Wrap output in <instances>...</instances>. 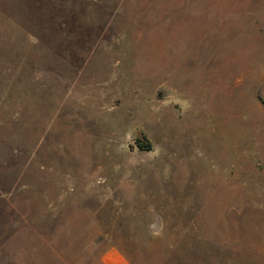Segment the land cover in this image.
<instances>
[{
  "label": "rangeland",
  "instance_id": "1",
  "mask_svg": "<svg viewBox=\"0 0 264 264\" xmlns=\"http://www.w3.org/2000/svg\"><path fill=\"white\" fill-rule=\"evenodd\" d=\"M111 249L264 264V0H0V264Z\"/></svg>",
  "mask_w": 264,
  "mask_h": 264
},
{
  "label": "crops",
  "instance_id": "2",
  "mask_svg": "<svg viewBox=\"0 0 264 264\" xmlns=\"http://www.w3.org/2000/svg\"><path fill=\"white\" fill-rule=\"evenodd\" d=\"M106 264H128L126 258L116 249H111L105 255Z\"/></svg>",
  "mask_w": 264,
  "mask_h": 264
},
{
  "label": "trees",
  "instance_id": "3",
  "mask_svg": "<svg viewBox=\"0 0 264 264\" xmlns=\"http://www.w3.org/2000/svg\"><path fill=\"white\" fill-rule=\"evenodd\" d=\"M139 146L144 147V148H150L151 147V143L150 141H146V142H139Z\"/></svg>",
  "mask_w": 264,
  "mask_h": 264
}]
</instances>
